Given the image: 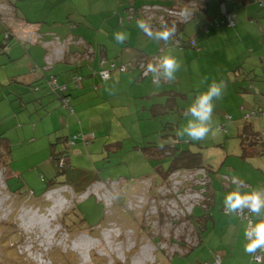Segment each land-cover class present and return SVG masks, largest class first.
<instances>
[{
    "label": "rangeland",
    "instance_id": "obj_1",
    "mask_svg": "<svg viewBox=\"0 0 264 264\" xmlns=\"http://www.w3.org/2000/svg\"><path fill=\"white\" fill-rule=\"evenodd\" d=\"M103 2L0 0L6 6L0 9V264H216L212 256L224 249L221 264H244V241L220 245L206 237L213 230V203L234 190L222 187V174L246 179L243 174L250 177L261 159L243 158L238 134L244 107L264 110V8L255 2L251 19L239 15L235 28L221 25L208 35L204 29L226 7L216 3L208 15L197 12L184 36L210 39L211 46L183 66L173 106L162 111L143 108L151 99L131 98L127 87L118 94L94 90L68 109L55 99L41 102L18 79L26 69L17 64L37 47L44 51L43 71L47 51L19 40L16 30H31L27 24L62 38L82 30L108 41L107 30H140L120 25ZM70 63L63 72L58 62L45 73H64L72 81L86 74ZM118 74L112 72V80ZM213 81L224 84L222 98L214 101L213 130L202 141L177 137L186 109ZM250 123L264 134V118ZM166 146L198 155L208 171L161 172L174 158L162 156ZM62 153L67 165L55 159Z\"/></svg>",
    "mask_w": 264,
    "mask_h": 264
},
{
    "label": "crops",
    "instance_id": "obj_2",
    "mask_svg": "<svg viewBox=\"0 0 264 264\" xmlns=\"http://www.w3.org/2000/svg\"><path fill=\"white\" fill-rule=\"evenodd\" d=\"M258 1L259 0H235L228 1L223 4L220 0H209L206 6L199 10V13H205L208 15L209 12L216 9V3H220L221 5H225L226 11L235 12V20L238 18L239 15L243 18H246V16H248V18L251 19L252 17H250L249 14L251 11L253 12V9L256 7V5L251 4H254ZM143 2L144 0H135V5H140ZM127 6L128 3L126 2V0H104L102 9L106 11L114 9V15H116V19L121 25L122 23L120 22V18L126 15ZM15 11L17 12L16 8ZM222 14L223 13L221 12L220 17L222 16ZM22 23L25 24L24 22ZM240 23L242 24V20L240 21ZM25 25L27 26V24ZM132 25H135V23H132ZM107 31L108 35H110L109 41L107 37H104V39H100L97 34L95 36H89L87 32L82 30H75L74 32L78 34L76 36H73L70 33L66 34V36H73L74 38H82L79 37V35H84V37L87 38L84 39V41L89 46H92L94 48L93 55L90 59H87L85 57L86 50L84 48L82 49L75 45L71 47V51L75 54L79 53L81 57L79 61L75 62V64L79 65L77 72L79 73L80 70L83 73L86 72V74H84L82 80L78 83V85H68L73 81L72 78H69L68 75H65L64 73H60L57 76L53 75V77L57 80L60 86L62 85L67 87L64 92L58 91L57 93H55V91H53L51 87H49L48 80L50 76L45 73L46 67L43 71L39 70V67L43 65L44 51L42 49L37 50V47H34L32 51L28 53V58L25 57L26 59H28L27 62L25 59L24 62H19L17 64L19 68L25 67L22 69H26L22 74H20L21 78L18 77V79L24 85L28 86V89L30 88L34 91H37L36 95L41 97V102L44 103L48 98L55 99V103H57V106L61 105L63 107H66L67 109L68 107H71V103L78 104L83 102V100L85 99L89 100L90 96L94 93V90H98L101 88L105 89L104 93H109L111 90L116 89L117 91L114 94H118V91L126 92L123 90V88L127 87L128 89H130L127 93L133 96L131 98L139 100L140 98L144 100H146L145 98L151 99L150 101L146 100V103L142 105L143 108H151L152 110L155 109L157 111H162V108H168L170 106H173L171 96H176V91L180 90L181 88L179 86V83L181 82L180 70L183 68V66H185V64H187L189 60H198L200 57L199 54L204 52V48H209L211 46L210 39H205L204 37L200 36L196 37L197 49L187 48L189 50H180L174 46L165 48L163 47L164 41H156L152 38H149L142 30H119L124 31L128 34V39L125 40L123 44H119L114 38V33L117 30ZM210 31L211 30H209L208 33H205V31H203V33L208 35ZM226 31L230 32L231 30ZM185 38L187 39L191 37ZM170 40L172 39L170 38ZM94 41L95 44L92 43ZM169 51H171V54L175 55L181 62V67L176 73V78L178 79L176 85L173 84L171 86H167V83H172L174 81L164 80H161L159 82V85H157L153 82L151 73L147 77L141 78L140 71L130 66L131 64H135L136 61L141 59L149 58L156 60L158 57L168 54ZM114 60H116L119 64L127 66L128 70L124 73L120 72L121 74H118L117 79L115 81L112 80V76L107 80L102 79L100 72L104 67L107 66V62ZM103 61L106 62L104 65ZM67 63H70L68 59L65 64L61 63L57 65H60V72L66 70V68L68 67ZM22 69H19L18 71L22 72ZM28 73L29 75H27ZM99 83L101 84V86L96 87V84ZM177 86L179 87L177 88ZM164 98H167L166 102L163 101ZM263 157L264 156H260L261 159ZM258 158L259 157H255L254 159ZM261 159L260 161L256 160V162H254L255 168H251V170L253 171L250 172L251 178L245 173L243 174L246 179L243 178L242 180H244L251 186L250 190L242 189L243 191H251L253 189L264 188V160ZM225 194L227 193H221L220 195H218L215 203H213L214 205L212 206V213L209 216V219L211 221V228L213 230L209 232L208 236L206 237V240L209 243H218L220 245L227 243L229 245L235 241H244L245 244L246 239L244 236V230L247 224V220L239 218L238 215H225L223 203ZM260 219L261 217L255 215L253 217V222H258ZM202 242L203 240H201V238L199 237V244L197 245L200 246ZM223 251V255L225 256L227 254V249H224ZM256 252H259V249ZM216 254L217 255L215 257L212 256L213 259L216 261L217 257H220L221 262H223V255L220 253ZM254 255L255 253L248 254V259H245L244 264H264V251L262 252V260L260 261L261 263H258L254 260ZM203 264L210 263L206 261Z\"/></svg>",
    "mask_w": 264,
    "mask_h": 264
},
{
    "label": "clouds",
    "instance_id": "obj_3",
    "mask_svg": "<svg viewBox=\"0 0 264 264\" xmlns=\"http://www.w3.org/2000/svg\"><path fill=\"white\" fill-rule=\"evenodd\" d=\"M136 24L149 38L164 41L166 44L176 33L175 23L171 27L163 23L160 26L161 30L157 31H153L149 22L144 19L137 20ZM114 38L117 43L123 44L128 39V34L119 31L114 33ZM180 67L179 59L169 51L168 54L158 57L155 62H149L145 74L151 73L153 82L159 85L162 79L174 81ZM223 91L224 84L213 81L206 91L199 92L184 113L187 123L177 131V137L181 139L186 137L189 141L204 140L213 130L214 101L222 98ZM158 146L163 148L164 144L160 143ZM232 183L235 184V189L225 194L223 200L225 215L243 216L244 210L248 209L251 213L261 217L255 223L248 220L244 230L247 241L244 251L254 254L258 249L264 250V215H262L264 214V188L242 191L244 181L235 176L232 178Z\"/></svg>",
    "mask_w": 264,
    "mask_h": 264
},
{
    "label": "trees",
    "instance_id": "obj_4",
    "mask_svg": "<svg viewBox=\"0 0 264 264\" xmlns=\"http://www.w3.org/2000/svg\"><path fill=\"white\" fill-rule=\"evenodd\" d=\"M209 0H200L197 2V5L195 6V8L193 9V13H194V16H193V19L190 21L192 22L193 20L196 19V14L197 12H199V10H201L203 7L206 6L207 2ZM223 4L225 2H228V1H235V0H220ZM126 2L128 3V6L126 8V15L121 17L120 18V22L122 23L121 25H124V23H135L137 22L139 16L138 15H135L133 17L132 20H128V15H129V11H130V8L134 7V8H139L141 7L142 5H145V4H155V3H158V4H162V5H166V6H172L173 3H170V2H163L161 0H144L143 3H141L140 5H135V0H126ZM242 2V1H241ZM258 4L261 8H264V0H259L258 1ZM227 13H231L233 14V20H234V23L235 25L232 26V27H229L225 21V15ZM235 17H236V14L234 11H224V13L222 14L221 16V19L220 20H213L211 21L207 26L206 28L204 29L205 33H208L209 30H211V28H214V27H220L221 25H224L226 26L227 28H234L236 26V20H235ZM142 19V18H141ZM189 22V23H190ZM168 24L169 27L172 26V22L170 21H167L166 22ZM188 23L186 24H176V33L174 36L171 37L172 40L168 41L167 44L165 42H163V47H170V46H174V47H177L178 49L180 50H183V49H187V48H194V49H197V40H196V37H191V38H185L184 36V26L187 25ZM158 30H161V27H159ZM157 31V30H156ZM57 35V34H56ZM59 36V35H58ZM61 37V36H60ZM68 37V36H66ZM69 37H73V36H69ZM65 38V37H64ZM75 39H82V38H75ZM85 42V41H84ZM177 42L180 43V45H177ZM86 43V42H85ZM87 44V43H86ZM37 45H40V44H37ZM88 45V44H87ZM89 46V45H88ZM79 48H82L83 47H79ZM80 54L79 53H74L70 51L65 55V57L63 58L62 61H60L61 63L63 62H66L67 59L72 62V64L74 65L75 62H76V59L77 61H79V59L81 57L78 58ZM77 57V58H76ZM146 62L147 65L149 62H155L156 60H153V59H141V60H138L136 61L135 64H131L130 66L132 68H136L140 71V75H141V78H143V70H141L139 68V64L140 62ZM46 62V61H45ZM113 62H117L116 60L114 61H110V62H105L103 61V65L106 63L107 66L104 67L102 69V71L100 72V75H101V78L104 79L102 77V72L105 71V70H110V77L112 76V72H115V71H119L121 72L120 70H116V69H111L110 68V65L113 63ZM58 63V62H56ZM55 63V64H56ZM54 64V65H55ZM53 65V66H54ZM123 65V64H121ZM53 66L51 67V69L53 68ZM125 66V65H124ZM127 68V66H126ZM44 70V69H43ZM128 70V68L126 69V71ZM125 71V72H126ZM121 73H124V72H121ZM52 75L49 77V80H48V84H49V87H51V89L53 91H55V93H57L59 90L58 89H54L51 85H50V81L52 79ZM76 77V76H75ZM147 77V76H146ZM108 78V79H109ZM145 78V77H144ZM81 80H82V77H81ZM104 80H107V79H104ZM163 80V79H162ZM165 81V80H164ZM80 82V81H79ZM78 82V83H79ZM73 83L75 85H78L77 82L73 81ZM67 88V87H66ZM61 92H64V91H61ZM244 117H243V120L245 121L244 125L241 127L240 129V132L238 134L240 140H241V147H242V155H243V158L245 159H250V158H253V157H260V156H264V139H263V136L264 134L261 132V131H258L254 128L253 124L250 123V121L254 120V119H259V118H264V110H247L245 107H244ZM247 115H249V117H246ZM228 119V118H227ZM230 120V119H228ZM174 149L176 148H173L171 146H166L163 150V152L161 153L162 156H167V157H174L173 158V161L172 163L170 164V167L168 170L166 171H161V172H164V173H172V172H176L177 170H187V169H201V168H205L201 165L200 163V158L198 157V155L196 154H190L187 152V151H179L177 150V152L174 151ZM66 153H62L61 155H58L57 158H55L57 160V163L59 165V163L61 161H65V164L67 165L68 164V161H67V156L65 155ZM66 167V166H65ZM64 167V168H65ZM64 168H59L60 169V172H62L61 170L64 171ZM206 169V168H205ZM207 170V169H206ZM208 171V170H207ZM224 175H227V176H231L229 174H222L221 176V183H222V187L225 189V190H232V189H235V187H232L230 189H226L223 185V176ZM231 177H234V176H231ZM197 188H202L200 185H196ZM195 187V188H196ZM50 189V187L48 188ZM47 189V190H48ZM46 190V191H47ZM45 191V192H46ZM44 192V193H45ZM193 214H194V211H193ZM192 214V215H193ZM238 215V214H237ZM239 216V215H238ZM255 216V214H252V219L253 217ZM240 218V217H239ZM71 219L69 218V222ZM245 220V219H244ZM72 223V222H71ZM74 224V223H73ZM22 236V234L20 235ZM199 244V243H198ZM260 251V249H259ZM8 255V254H7ZM10 257H17L15 256L13 253H10L9 255ZM259 263V262H258ZM261 263V262H260Z\"/></svg>",
    "mask_w": 264,
    "mask_h": 264
},
{
    "label": "built area",
    "instance_id": "obj_5",
    "mask_svg": "<svg viewBox=\"0 0 264 264\" xmlns=\"http://www.w3.org/2000/svg\"><path fill=\"white\" fill-rule=\"evenodd\" d=\"M163 2H170L173 3L172 6H166L162 4H145L142 5L139 8H130L129 15H128V20H132L135 15H138L139 19H144L149 24L151 25L153 31H156L159 29L161 24L166 23L167 21H170L172 23L176 24H186L189 23L194 16L193 9L197 5V2L200 0H161ZM6 7H3L0 5V9H3ZM233 14L227 13L225 15V21L226 24L229 27H232L235 25L234 20H233ZM28 29L31 30H26V31H21V30H16L18 34V39L22 40L24 42H29L32 45H37L40 44L46 51L47 54L45 56V61L47 64V67L45 70H50L51 67L56 63L60 62L63 60L65 55L70 51L71 47L73 45L78 46V47H83L86 50V58L90 59L91 56L94 53V48L92 46H88L83 39H75L74 37H65L62 38L56 34H52L50 36H43L36 32L33 27L30 25H27ZM19 29V28H18ZM177 45H180L179 42H177ZM80 55L78 56V58ZM77 58V57H76ZM77 61V59H76ZM141 70H143V77L148 76L150 73L147 75L145 74L146 69H147V63L146 62H140L138 65ZM111 69H116L120 70L121 72L126 71V66L119 64L118 62H113L110 65ZM102 77L104 79H108L110 77V70H105L102 72ZM75 82L81 81V77H74ZM50 85L54 89H58L59 91H65L66 86H60L57 82V80L52 77L50 81ZM246 117H249L247 115ZM228 119H231V117H227ZM64 161H61V164ZM232 178L231 176L224 175L223 176V185L226 189H230L232 187H235V184L232 183ZM250 190L251 186L244 181V186L243 190ZM252 214L248 209L244 210L243 216L239 215L241 219L245 220H252ZM264 250H260L259 252H256L254 255V260L256 262H260L262 260V252ZM216 264H221V259L220 257H217Z\"/></svg>",
    "mask_w": 264,
    "mask_h": 264
}]
</instances>
